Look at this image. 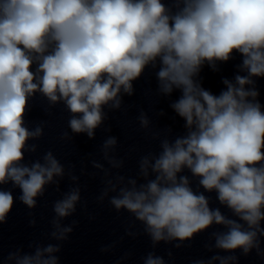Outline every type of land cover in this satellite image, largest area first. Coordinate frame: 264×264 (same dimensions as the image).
Returning a JSON list of instances; mask_svg holds the SVG:
<instances>
[{
  "label": "clouds",
  "instance_id": "9594fccd",
  "mask_svg": "<svg viewBox=\"0 0 264 264\" xmlns=\"http://www.w3.org/2000/svg\"><path fill=\"white\" fill-rule=\"evenodd\" d=\"M237 54L236 74L222 77L219 94L206 89L203 68L219 71ZM149 68L157 95L179 93L169 107L184 121L183 132H152L141 110L140 128L160 150L139 158L135 177L120 174L125 160L115 155L118 138L108 135L100 145L108 167L91 161L103 173L97 202L107 199L143 226L153 248L143 264H166L157 246L180 249L213 226L222 230L212 231L204 247L214 254L192 264H239L253 252L264 258V104L257 86L264 78V0H0V225L17 199L31 216L48 186L59 192L61 181H70L52 205L47 236L56 243L33 241L30 252L17 248L0 264H61L58 254L78 224L63 223L81 203L75 166L66 169L51 150L25 162L38 147L29 142L44 135L43 122L28 127L30 101L39 94L49 108L64 105L71 135L65 131L61 140H94ZM205 193H214L219 207ZM29 224L35 227V218Z\"/></svg>",
  "mask_w": 264,
  "mask_h": 264
},
{
  "label": "water",
  "instance_id": "95a60500",
  "mask_svg": "<svg viewBox=\"0 0 264 264\" xmlns=\"http://www.w3.org/2000/svg\"><path fill=\"white\" fill-rule=\"evenodd\" d=\"M240 61L241 57L237 54L233 60L220 64L219 71H213L205 66L201 72L203 86L214 94H219L224 87L221 83L222 77L232 79L237 71L235 66ZM257 86L261 103L264 104V78L257 79ZM134 87L135 95L124 97L125 103L120 111L109 112V119L100 129H97L94 140H90L86 134L74 135L70 141L61 140L63 132L69 131L71 135L68 129L69 113L63 104L49 108L46 99L39 94L30 101V112L26 117L29 128L41 122L44 125L42 138L29 142L38 145L36 153H26L27 156L34 161L41 159L47 151L51 150L66 169L75 166L73 171L79 177L81 186V203L77 205L76 214L104 247L114 245L109 254L120 264H143L142 257L153 251V248L149 238L142 234L143 226L135 221L134 217L126 211L117 213L107 199L102 204L97 202L96 197L104 187L103 173L94 169L91 161L98 160L107 168L108 165L100 153V145L108 135L116 136L119 143L115 155L125 160L120 174L135 177L139 158L148 152H159L160 150L159 141L153 140L149 133L140 128L137 120L140 111H145L152 121V132L163 134L166 127H171L175 134H182L184 124V121L169 107L170 100L177 99L179 93L174 92L171 98L157 95L156 79L152 69H147L144 75L134 83ZM160 111H163L165 115L159 116ZM106 128H111V131H105ZM92 173H97V175L93 176ZM52 186L56 190L55 185ZM69 186L70 181L65 177L61 181L60 191H57L61 197L63 192L68 191ZM193 187H196L195 180H193ZM200 190L203 191V189ZM205 195L211 196L212 207H219L215 202L214 193H205ZM221 211L230 215L223 207ZM89 217H94V219ZM127 230L136 232L138 235L135 238L129 237L126 235ZM215 230L222 229L219 226H213L180 249L161 243L154 251L157 255L164 257L166 264H192L194 260L207 259L214 252H208L204 245L208 242L209 234ZM169 250L172 252L171 259L167 255ZM125 253H131V256L127 260H121ZM239 264H264V258L253 252L248 257L241 256Z\"/></svg>",
  "mask_w": 264,
  "mask_h": 264
}]
</instances>
